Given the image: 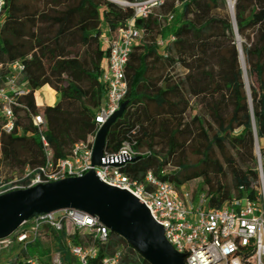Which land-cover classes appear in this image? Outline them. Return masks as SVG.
I'll return each mask as SVG.
<instances>
[{"label":"trees","instance_id":"16d2710c","mask_svg":"<svg viewBox=\"0 0 264 264\" xmlns=\"http://www.w3.org/2000/svg\"><path fill=\"white\" fill-rule=\"evenodd\" d=\"M135 1L4 0L0 80L21 63L23 84L30 91L15 109L22 136L3 134L0 118V152L7 167L22 172L45 162L31 115L43 117L42 133L56 159L68 158L78 143L93 142L95 118L107 95L101 76L109 48L102 37L116 35L134 18V9L120 2ZM234 2L231 14L227 0H164L147 19H135L144 38L130 55L126 110L111 126L105 147V152L116 154L125 142H132L126 131L139 112L153 123V136L135 144L137 155L122 172L143 181L151 171L179 192L203 179L194 197L207 188V207L214 209L235 198L257 199L256 144L264 166V0ZM43 87L38 102L47 99L52 104L55 91L53 106L36 103L35 94ZM188 150L195 152L196 164L186 162ZM227 177L231 183L224 184ZM51 236L65 264L76 263L67 239L74 245H96L91 235L67 234L65 228ZM109 236L106 244H97V257L89 264H102L117 252L126 262L150 264L125 239ZM32 248L41 251L42 245ZM41 255L49 256L45 250ZM252 255V250L244 252L243 264H253Z\"/></svg>","mask_w":264,"mask_h":264},{"label":"built area","instance_id":"2783aa9c","mask_svg":"<svg viewBox=\"0 0 264 264\" xmlns=\"http://www.w3.org/2000/svg\"><path fill=\"white\" fill-rule=\"evenodd\" d=\"M131 6L135 15L116 35H103L102 43L109 48L107 67L101 82L107 87L104 105L98 111L95 122L100 128L120 110L128 95L126 67L135 46L144 38V30L135 27V19H147L161 7L164 0H136L120 2ZM5 2L0 0V26ZM163 43L160 42V45ZM25 67L16 63L10 67L8 76L0 80V118L2 133L23 135L18 124L16 108L22 107L19 99L30 91L23 84ZM36 99V98H35ZM37 103V100H36ZM38 104V103H37ZM40 106V105H39ZM35 128L41 135L45 162L36 169L27 168L20 180L5 185L0 195L39 184H47L68 178H80L95 171L98 179L112 187L126 190L144 202L154 220L165 231L172 247L185 255V264H243V253L252 250L250 261L264 264V170L259 165L260 188L256 200L247 197L235 198L221 209L207 207L205 194L194 197L190 192H179L172 184L163 182L153 172H148L143 181L132 179L121 168L136 155V143L125 142L116 154L105 152L102 166L92 164V143L76 144L70 156L56 159L46 137L43 135L45 121L42 116L31 115ZM97 131V132H98ZM96 132V134H97ZM96 137V135H95ZM259 149V146H257ZM67 234L78 232L91 235L96 245H74L67 239V248L75 264H89L97 257V244L110 240V230L97 218L80 211H63L57 214L37 215L26 222L11 236L0 240V264H65L60 253L43 260L30 254V248L43 245L52 232ZM72 233V234H73ZM5 259V260H4ZM102 264H135L124 261L121 252L105 258Z\"/></svg>","mask_w":264,"mask_h":264},{"label":"water","instance_id":"95a60500","mask_svg":"<svg viewBox=\"0 0 264 264\" xmlns=\"http://www.w3.org/2000/svg\"><path fill=\"white\" fill-rule=\"evenodd\" d=\"M234 8L235 2L233 11ZM238 40L242 58L241 41ZM126 106L127 103H123L97 132L92 159L95 167L102 166L107 135L114 122L123 116ZM63 211H80L97 218L110 233L125 239L150 264H185V255L178 253L167 241L164 228L154 220L144 202L126 190L101 182L95 171L80 178L39 184L0 195V240L11 236L37 215Z\"/></svg>","mask_w":264,"mask_h":264},{"label":"rangeland","instance_id":"374dc122","mask_svg":"<svg viewBox=\"0 0 264 264\" xmlns=\"http://www.w3.org/2000/svg\"><path fill=\"white\" fill-rule=\"evenodd\" d=\"M227 1L229 4V0H227ZM231 1L234 2V0H231ZM229 9H230V7H229ZM230 12H231V10H230ZM156 13L158 14V13H160V11L158 10ZM231 14H233V13L231 12ZM177 15H178V13L176 14V16ZM168 25H169L168 22H163L164 27H167ZM243 66L246 68L244 56H243ZM247 85H248V90H249L248 80H247ZM43 88L38 90L36 92V94L38 92L42 91ZM36 94H35V98H36ZM44 106H48V105L44 104ZM136 112L137 111H135L134 116H132L130 125L128 126V129L126 131V136H127V138L131 139L132 142H134L136 144L138 142H142V141L149 142L153 136V123L144 119L143 116L140 115L139 112H137V113ZM118 139H121V138H118ZM185 157L188 159L186 162L190 165L196 164V162L198 161V158H197V156L193 150H188ZM261 163H262V161H261ZM262 167L264 170L263 164H262ZM26 169L22 172L10 169L4 163L1 152H0V192L5 189V187H4L5 185H7L9 183H13V182L23 178L25 175ZM226 183H228V184L231 183L230 177H227L224 180V184H226ZM202 185H203V179L194 180V181L188 183L187 185H185L182 189V192L186 191V192H190L192 195H196L200 192V188ZM207 190H208L207 188H204L203 194H205V192ZM71 232L73 233L72 230H71ZM43 247H44V250L48 252V255L50 258L57 254L55 241H54L52 236H49V239L46 242H43ZM44 250L41 249V251H38L37 249L31 247L30 253L32 255H40L43 260H46L45 256L41 255L44 252Z\"/></svg>","mask_w":264,"mask_h":264},{"label":"crops","instance_id":"0c3cea01","mask_svg":"<svg viewBox=\"0 0 264 264\" xmlns=\"http://www.w3.org/2000/svg\"><path fill=\"white\" fill-rule=\"evenodd\" d=\"M36 100H37V99H36ZM56 101H57V94H56V92L54 91V101H53L52 104H49L48 101H47V99H43L41 103H39V102L37 101V103H38V105H40V106H44V104H45V105H48V106H53V105L56 103ZM42 249H44L43 245H42Z\"/></svg>","mask_w":264,"mask_h":264},{"label":"bare ground","instance_id":"6f19581e","mask_svg":"<svg viewBox=\"0 0 264 264\" xmlns=\"http://www.w3.org/2000/svg\"><path fill=\"white\" fill-rule=\"evenodd\" d=\"M229 7H230V10H231V12L232 13H234V11H233V2L231 1V0H229ZM244 56V55H243ZM243 56H242V58H243ZM247 76V75H246ZM44 88H43V90L42 91H40V92H38L37 94H36V99H37V101H39V98H41L42 97V95L44 94Z\"/></svg>","mask_w":264,"mask_h":264}]
</instances>
